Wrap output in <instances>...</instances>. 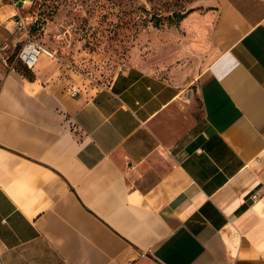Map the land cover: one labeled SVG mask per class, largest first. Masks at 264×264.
Here are the masks:
<instances>
[{
	"label": "crops",
	"instance_id": "obj_1",
	"mask_svg": "<svg viewBox=\"0 0 264 264\" xmlns=\"http://www.w3.org/2000/svg\"><path fill=\"white\" fill-rule=\"evenodd\" d=\"M16 13L0 3V264H264V0H211L91 96L47 49L16 69ZM186 89L207 126L161 174L134 141Z\"/></svg>",
	"mask_w": 264,
	"mask_h": 264
},
{
	"label": "rangeland",
	"instance_id": "obj_2",
	"mask_svg": "<svg viewBox=\"0 0 264 264\" xmlns=\"http://www.w3.org/2000/svg\"><path fill=\"white\" fill-rule=\"evenodd\" d=\"M210 1L32 0L19 8L35 41L61 60L62 88L71 95L91 96L122 69L146 59L157 44L155 36L178 32L185 15L205 9ZM189 90L134 141L148 150L161 149V174L166 170V152L193 142L206 129L197 93ZM141 180L135 182L137 188Z\"/></svg>",
	"mask_w": 264,
	"mask_h": 264
},
{
	"label": "built area",
	"instance_id": "obj_3",
	"mask_svg": "<svg viewBox=\"0 0 264 264\" xmlns=\"http://www.w3.org/2000/svg\"><path fill=\"white\" fill-rule=\"evenodd\" d=\"M6 1V0H0V3ZM28 1L32 0H20V1H13L11 0V3L14 5V8L16 10V16H15V27L17 28V32L24 38V46L16 56L17 62L22 64L25 69H28L30 71L34 70L38 63H39V57L42 54L44 50L43 46L35 41V39L31 36L29 26L27 19L24 18L19 6L21 4L25 5ZM12 46L9 44H6L5 46L2 47V52L4 54H7L8 52L11 51ZM6 60L9 61L10 59L6 57ZM76 94V93H75ZM74 94V96H75ZM259 196L258 194H255L253 196V199L256 200L258 199Z\"/></svg>",
	"mask_w": 264,
	"mask_h": 264
},
{
	"label": "trees",
	"instance_id": "obj_4",
	"mask_svg": "<svg viewBox=\"0 0 264 264\" xmlns=\"http://www.w3.org/2000/svg\"><path fill=\"white\" fill-rule=\"evenodd\" d=\"M186 17V15L184 16V18ZM184 18L182 19V21L184 20ZM16 69L23 74L26 78H28L29 80H33L34 79V74H32V72L28 69H25L23 67H16Z\"/></svg>",
	"mask_w": 264,
	"mask_h": 264
}]
</instances>
